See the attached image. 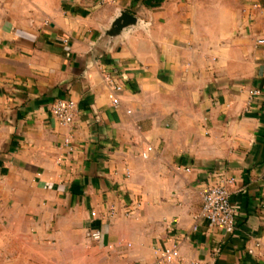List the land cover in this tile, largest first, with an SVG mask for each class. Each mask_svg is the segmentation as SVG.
Here are the masks:
<instances>
[{"label": "crops", "instance_id": "crops-1", "mask_svg": "<svg viewBox=\"0 0 264 264\" xmlns=\"http://www.w3.org/2000/svg\"><path fill=\"white\" fill-rule=\"evenodd\" d=\"M260 41L264 0H0V264H264Z\"/></svg>", "mask_w": 264, "mask_h": 264}, {"label": "built area", "instance_id": "built-area-1", "mask_svg": "<svg viewBox=\"0 0 264 264\" xmlns=\"http://www.w3.org/2000/svg\"><path fill=\"white\" fill-rule=\"evenodd\" d=\"M260 44H264V41H260ZM109 82L113 85L116 92H121L122 87L115 85L113 79H109ZM119 100L115 98L113 105L117 106ZM78 105L72 100H58L51 107V113L62 124L70 125L74 123L78 114ZM145 158L146 154L143 155ZM233 183V180L228 182ZM203 207L200 213V218L205 220L211 228L229 230L232 231L236 228L238 220V212L233 206L230 197V191L226 186L221 185H209L203 189L202 192ZM264 208V204H263ZM94 241L101 239V233L96 231L92 234ZM176 248L166 250L165 258L169 260V257L175 255Z\"/></svg>", "mask_w": 264, "mask_h": 264}, {"label": "water", "instance_id": "water-1", "mask_svg": "<svg viewBox=\"0 0 264 264\" xmlns=\"http://www.w3.org/2000/svg\"><path fill=\"white\" fill-rule=\"evenodd\" d=\"M121 20H124V21L130 20L131 21L132 17L130 15H128V14H123Z\"/></svg>", "mask_w": 264, "mask_h": 264}]
</instances>
